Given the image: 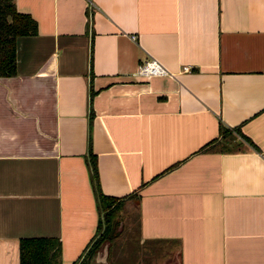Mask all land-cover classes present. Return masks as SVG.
<instances>
[{
  "label": "crops",
  "instance_id": "1",
  "mask_svg": "<svg viewBox=\"0 0 264 264\" xmlns=\"http://www.w3.org/2000/svg\"><path fill=\"white\" fill-rule=\"evenodd\" d=\"M11 2L35 31L0 75V264L35 235L77 264L97 190L134 220L117 264H264V0Z\"/></svg>",
  "mask_w": 264,
  "mask_h": 264
},
{
  "label": "trees",
  "instance_id": "2",
  "mask_svg": "<svg viewBox=\"0 0 264 264\" xmlns=\"http://www.w3.org/2000/svg\"><path fill=\"white\" fill-rule=\"evenodd\" d=\"M34 31V20L29 14L15 9L11 0H0V75L14 74L15 38L18 35H28ZM231 132L237 136L231 135ZM238 141L252 146L250 139L241 130H238L236 125L225 126L218 123L217 135L210 138L205 144L210 143L211 148L221 151L235 148ZM89 161L92 176L95 180V167L93 166L92 156L89 157ZM96 199H98L101 215L97 221L96 231L98 232L101 221L102 228L87 246L84 255L76 262L77 264H85L88 258L94 256L100 248L106 250L108 242L116 234V216L120 210L123 197H113L97 190ZM58 247L59 241L57 237L52 235L21 236L17 242L18 264H59ZM74 261L71 264H75Z\"/></svg>",
  "mask_w": 264,
  "mask_h": 264
},
{
  "label": "rangeland",
  "instance_id": "3",
  "mask_svg": "<svg viewBox=\"0 0 264 264\" xmlns=\"http://www.w3.org/2000/svg\"><path fill=\"white\" fill-rule=\"evenodd\" d=\"M231 135L237 136L233 132H231ZM122 208H123V205H122V202H121L120 210H119V212L117 213V216H116V223H117L116 228H117V230L115 228V230H116L115 236L116 235L117 236L116 237L114 236L111 239V241L108 242V245H107L108 247L106 248V250L109 249L111 251L109 252L108 255H106V257L104 259L105 249L101 248V249L97 250V252H102V254H100V253L99 254H100V256L103 255V260H102L103 264H117L116 262H114L115 257L113 255L114 251L117 250L116 248H118L119 251L121 252V251L127 250L129 248L132 249L133 246L137 247V244L134 245L133 242H132L134 240V238H133L134 237V234H133L134 233V220H132V218L130 219L129 216L125 218L126 215L123 213ZM100 228H102V221H101L99 229ZM98 232H99V230H98ZM112 256H113V258H112ZM144 260H145V258L141 259L142 264H144L145 262H148V261H144ZM115 261H117V258L115 259ZM122 261H126V259L122 260ZM121 264H123V263H121Z\"/></svg>",
  "mask_w": 264,
  "mask_h": 264
},
{
  "label": "built area",
  "instance_id": "4",
  "mask_svg": "<svg viewBox=\"0 0 264 264\" xmlns=\"http://www.w3.org/2000/svg\"><path fill=\"white\" fill-rule=\"evenodd\" d=\"M183 70H187L186 65H181ZM136 71L139 74H158L164 72V69L153 58H146L136 65Z\"/></svg>",
  "mask_w": 264,
  "mask_h": 264
},
{
  "label": "water",
  "instance_id": "5",
  "mask_svg": "<svg viewBox=\"0 0 264 264\" xmlns=\"http://www.w3.org/2000/svg\"><path fill=\"white\" fill-rule=\"evenodd\" d=\"M100 229H101V228H100ZM100 229H99V232H100ZM99 232L95 235V237L99 234ZM95 237H94V238H95ZM94 238H93V239H94ZM93 239H92V240H93ZM92 240H91V241H92ZM91 241H90V243H91ZM90 243H89V244H90ZM102 260H103V255H101L100 258H99L98 260H94V256H91V257L88 258V260L85 262V264H103V263H102Z\"/></svg>",
  "mask_w": 264,
  "mask_h": 264
}]
</instances>
